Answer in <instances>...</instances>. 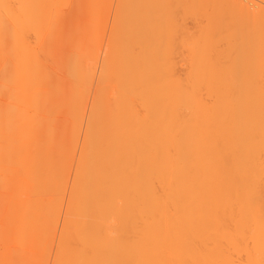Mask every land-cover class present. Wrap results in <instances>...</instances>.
<instances>
[{
    "label": "bare ground",
    "instance_id": "1",
    "mask_svg": "<svg viewBox=\"0 0 264 264\" xmlns=\"http://www.w3.org/2000/svg\"><path fill=\"white\" fill-rule=\"evenodd\" d=\"M0 264H264V0H0Z\"/></svg>",
    "mask_w": 264,
    "mask_h": 264
}]
</instances>
